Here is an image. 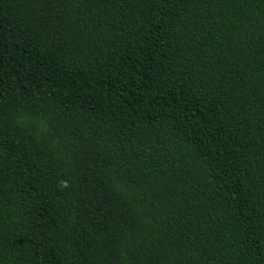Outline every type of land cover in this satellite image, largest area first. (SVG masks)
Here are the masks:
<instances>
[{"label":"trees","instance_id":"trees-1","mask_svg":"<svg viewBox=\"0 0 264 264\" xmlns=\"http://www.w3.org/2000/svg\"><path fill=\"white\" fill-rule=\"evenodd\" d=\"M0 264H264V0H0Z\"/></svg>","mask_w":264,"mask_h":264}]
</instances>
